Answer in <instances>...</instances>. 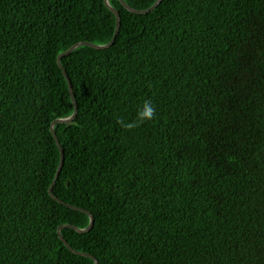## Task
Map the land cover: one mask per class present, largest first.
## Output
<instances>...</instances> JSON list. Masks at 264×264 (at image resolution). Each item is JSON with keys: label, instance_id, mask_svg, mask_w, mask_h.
Listing matches in <instances>:
<instances>
[{"label": "trees", "instance_id": "obj_1", "mask_svg": "<svg viewBox=\"0 0 264 264\" xmlns=\"http://www.w3.org/2000/svg\"><path fill=\"white\" fill-rule=\"evenodd\" d=\"M144 11L158 0H124ZM110 4L62 59L54 187L99 264H264V0ZM105 0H0V264H96L59 228L61 54ZM146 100L156 115L128 131Z\"/></svg>", "mask_w": 264, "mask_h": 264}, {"label": "water", "instance_id": "obj_2", "mask_svg": "<svg viewBox=\"0 0 264 264\" xmlns=\"http://www.w3.org/2000/svg\"><path fill=\"white\" fill-rule=\"evenodd\" d=\"M119 1H120V2L123 4V6H124L127 10H129L130 12H132V13H134V14L144 15V14H148V13L154 11V10H155V9H156V8L162 3L163 0H158L157 3H156L152 8H150V9H148V10H144V11H139V10H135V9L131 8V7H130V6H129L124 0H119ZM105 3H106V6H107V7H108V8H109V9H110V10H111V11L117 16V29H116L115 37L113 38V40H112V42H111L110 44L105 45V46H98V45H94V44H92V43H88V42H81V43H79V44H76L75 46H73L72 48H70L68 51H66L65 53H63V54H61V55L59 56V58H58V63H59L60 68L63 70V73H64L66 79H67L68 82H69V87H70V91H71V95H72V98H73V102H74V105H75L76 111H75V114H74L72 117H69V118H66V119H58V120H56L55 122H53L52 127H51L52 133H53V135H54V137H55V139H56V141H57V144H58V146H59V148H60V150H61L62 158H61V163H60V166H59V169H58L57 175H56V179H55V181H54L52 187L50 188V195H51V197H52L53 199L57 200L59 203L64 204V205L68 206V207L71 208V209H74V210H77V211L85 212V213H87L88 215H90V217H91V224H90V227L87 228V229H79V228H77V227H75V226H73V225H67V226L60 227L58 232H59V235H60V238L62 239V241L65 243V245H66V246H67V247H68L73 253H75V254H77V255H80V256H83V257L91 258V259H93V260L96 262V264H99V262H98V260H97L95 257H93V256L90 255V254L80 253V252L74 250V249L70 246V244L67 242V240H66V239L63 237V235H62V229H64V228H72V229H75L77 232H79V233H81V234L88 233L89 231H91V230L93 229L94 224H95V219H94V216H93L90 212H88V211H86V210H84V209H80V208H77V207H74V206L68 205V204L64 203L62 200H60V199H58V198H56V197L54 196V187H55V185L57 184V181H58V179H59V177H60V174H61V172H62V169H63L64 163H65V153H64L63 147L61 146V143H60V141H59V138H58V136H57V133H56V131H55V126H56L57 124H69V123H72V122L76 119L77 114H78V106H77V102H76L75 95H74L73 84H72V82H71V80H70V78H69V75L67 74V72L65 71V69H64V67H63V65H62V59H63L64 57L70 55L73 51H75L76 49H78L79 47H82V46L93 47V48H95V49H97V50H105V49H109L112 45H114V43H115V41H116V39H117V36H118V34H119V32H120V29H121V22H122V19H121V15H120V13H119V12H118V11H117V10L111 5V4H110V0H105Z\"/></svg>", "mask_w": 264, "mask_h": 264}, {"label": "clouds", "instance_id": "obj_3", "mask_svg": "<svg viewBox=\"0 0 264 264\" xmlns=\"http://www.w3.org/2000/svg\"><path fill=\"white\" fill-rule=\"evenodd\" d=\"M156 115V106L151 100H146L143 103V107L137 110V118L134 122L125 123L122 119L117 122L126 130L131 131L138 127L145 121H151Z\"/></svg>", "mask_w": 264, "mask_h": 264}]
</instances>
